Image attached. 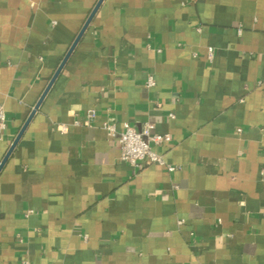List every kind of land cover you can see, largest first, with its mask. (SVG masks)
Segmentation results:
<instances>
[{
	"label": "crops",
	"instance_id": "0c3cea01",
	"mask_svg": "<svg viewBox=\"0 0 264 264\" xmlns=\"http://www.w3.org/2000/svg\"><path fill=\"white\" fill-rule=\"evenodd\" d=\"M96 1L0 0V161ZM106 121L168 133L175 169ZM24 262L264 264V0L101 1L0 169V264Z\"/></svg>",
	"mask_w": 264,
	"mask_h": 264
},
{
	"label": "built area",
	"instance_id": "2783aa9c",
	"mask_svg": "<svg viewBox=\"0 0 264 264\" xmlns=\"http://www.w3.org/2000/svg\"><path fill=\"white\" fill-rule=\"evenodd\" d=\"M213 51L211 48L207 51L209 59L212 58ZM146 86L154 85V78L152 75H147ZM94 112L89 116L93 117ZM172 117V114H170ZM6 126L3 108L0 105V137ZM108 137L115 138L120 148V159L129 163L130 165L140 168L144 165L156 164L164 165L167 170L172 171L175 167L164 161L161 154L153 149V145H160L171 141V136L168 133H159L155 131V125L151 122L144 123L140 128L128 122H122L118 130L113 121H106L103 123ZM61 130H66L65 125H61ZM239 130V129H238ZM22 264H31L24 262Z\"/></svg>",
	"mask_w": 264,
	"mask_h": 264
},
{
	"label": "water",
	"instance_id": "95a60500",
	"mask_svg": "<svg viewBox=\"0 0 264 264\" xmlns=\"http://www.w3.org/2000/svg\"><path fill=\"white\" fill-rule=\"evenodd\" d=\"M102 0H97L95 5L93 6V8L91 9L90 13L88 14L87 18L85 19L83 25L81 26L80 30L78 31L77 35L75 36V38L73 39L72 43L70 44L69 48L67 49L66 53L64 54V56L62 57L61 61L59 62L58 66L56 67L55 71L53 72L52 76L50 77L49 81L47 82L46 86L44 87L43 91L41 92L38 100L36 101V103L34 104L33 108L31 109L30 113L27 115L26 119L24 120L22 126L20 127L19 131L17 132L16 136L14 137L13 141L11 142L10 146L8 147L6 153L4 154L3 158L0 161V169L2 167V165L4 164L5 160L7 159V157L9 156V154L11 153L12 149L14 148L15 144L17 143L18 139L20 138L22 132L24 131V129L26 128L27 124L29 123V121L31 120L33 114L35 113L36 109L38 108L39 104L41 103L43 97L45 96V94L47 93V91L49 90L50 86L52 85L53 81L55 80L56 76L58 75V73L60 72L61 68L63 67L65 61L67 60L68 56L70 55L72 49L74 48L75 44L77 43V41L79 40L81 34L83 33V31L85 30V28L87 27L89 21L91 20L93 14L95 13V11L97 10L99 4L101 3Z\"/></svg>",
	"mask_w": 264,
	"mask_h": 264
}]
</instances>
